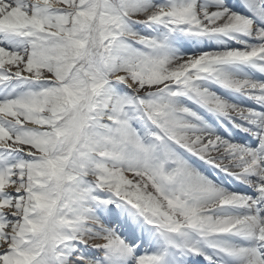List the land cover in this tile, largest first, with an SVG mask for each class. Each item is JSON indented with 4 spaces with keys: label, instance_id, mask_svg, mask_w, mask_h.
<instances>
[{
    "label": "snow or ice",
    "instance_id": "obj_1",
    "mask_svg": "<svg viewBox=\"0 0 264 264\" xmlns=\"http://www.w3.org/2000/svg\"><path fill=\"white\" fill-rule=\"evenodd\" d=\"M0 264H264V0H0Z\"/></svg>",
    "mask_w": 264,
    "mask_h": 264
}]
</instances>
